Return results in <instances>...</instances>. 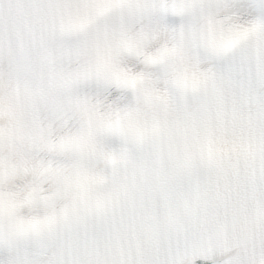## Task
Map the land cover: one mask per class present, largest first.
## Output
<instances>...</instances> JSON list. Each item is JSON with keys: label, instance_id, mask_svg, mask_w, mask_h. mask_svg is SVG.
I'll return each mask as SVG.
<instances>
[{"label": "snow or ice", "instance_id": "snow-or-ice-1", "mask_svg": "<svg viewBox=\"0 0 264 264\" xmlns=\"http://www.w3.org/2000/svg\"><path fill=\"white\" fill-rule=\"evenodd\" d=\"M0 264H264V0H0Z\"/></svg>", "mask_w": 264, "mask_h": 264}]
</instances>
